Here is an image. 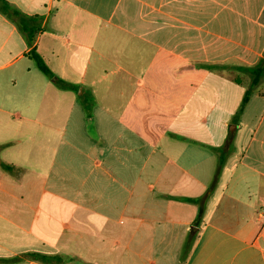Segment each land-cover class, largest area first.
<instances>
[{
	"label": "crops",
	"instance_id": "obj_1",
	"mask_svg": "<svg viewBox=\"0 0 264 264\" xmlns=\"http://www.w3.org/2000/svg\"><path fill=\"white\" fill-rule=\"evenodd\" d=\"M263 59L264 0H0V264H264Z\"/></svg>",
	"mask_w": 264,
	"mask_h": 264
},
{
	"label": "trees",
	"instance_id": "obj_2",
	"mask_svg": "<svg viewBox=\"0 0 264 264\" xmlns=\"http://www.w3.org/2000/svg\"><path fill=\"white\" fill-rule=\"evenodd\" d=\"M13 16L15 17L17 22L20 24L24 33L27 35L28 40L32 43L35 39V36H34V29L32 27L31 22H34L35 19L28 18V17L22 15L21 13H19L18 11H13ZM29 57L35 62L37 68L45 76H47L49 79H51L55 83L56 86H58L59 88H62V89H71L74 87L72 84L56 77L53 74V72L50 70V68L48 67V65L44 61V59L37 53L35 48L30 52ZM251 73L253 76L252 84H251L250 88L245 93L242 108L247 104L253 89L260 83L261 79L264 77V59L261 60L259 62V64L254 69L251 70ZM84 106H85V110L87 112L88 117H90L91 113H92L91 106L87 105V102L84 103ZM241 111H242V109L239 111L237 117L239 116ZM231 143H232V140L228 139V141L226 142L225 146L222 149L216 150L219 153V165H218V170L216 173V178L218 177L220 170H221V167L223 166L224 160H225L227 154L229 153ZM202 213H203V208H202ZM202 213H200V217H201ZM200 217H198V221H199ZM192 236H193V233H192Z\"/></svg>",
	"mask_w": 264,
	"mask_h": 264
},
{
	"label": "rangeland",
	"instance_id": "obj_3",
	"mask_svg": "<svg viewBox=\"0 0 264 264\" xmlns=\"http://www.w3.org/2000/svg\"><path fill=\"white\" fill-rule=\"evenodd\" d=\"M40 71V70H39ZM40 73V75H41V77H43L45 80H46V82L47 83H51V80L48 78V77H46L41 71L39 72ZM52 86H49L50 87V91H48V95H47V97H46V101L49 103V106L47 107V109H46V112H44L43 113V110H41V118H46V119H57V118H62V115L64 114V113H66V111L65 110H56V106H57V104L59 105V102H57L56 101V99H55V94H54V91H60L59 89L60 88H58L55 84H51ZM82 87L77 91V92H70V93H68V95H69V100L67 101V99L64 101V103L62 104L63 105V107L65 106V104L66 103H69V105L70 104H73V105H77V106H81V105H83L82 104V101H83V95H82ZM53 91V92H52ZM35 96L32 94V97H31V102H32V104H37V103H39L38 101H36L35 100ZM46 101H42V99H41V102H46ZM58 101H59V99H58ZM33 112H38V110L36 111V110H33ZM67 112H70L71 114H72V116L73 117H76L75 116V114H76V108L74 109V110H67ZM85 112V111H84ZM43 113V114H42ZM90 126H89V122H88V128H89ZM64 128H69L70 130V132H73L75 129H77L78 128V126L77 125H75V124H72V123H68V124H66L65 125V127ZM88 128H87V126H81L80 127V132L83 130V129H85L86 131L88 130ZM230 129L231 128H229V131H230ZM81 134H89L88 132H82ZM91 134V133H90ZM124 153V152H123ZM112 185V187L111 188H113L114 187V185H116V184H114V183H111ZM117 186V185H116ZM112 193H117V190H113V191H111Z\"/></svg>",
	"mask_w": 264,
	"mask_h": 264
}]
</instances>
